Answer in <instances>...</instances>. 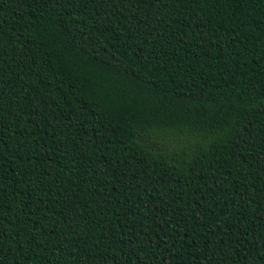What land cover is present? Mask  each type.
I'll use <instances>...</instances> for the list:
<instances>
[{
  "label": "trees",
  "instance_id": "trees-1",
  "mask_svg": "<svg viewBox=\"0 0 264 264\" xmlns=\"http://www.w3.org/2000/svg\"><path fill=\"white\" fill-rule=\"evenodd\" d=\"M0 264H264V0H0Z\"/></svg>",
  "mask_w": 264,
  "mask_h": 264
}]
</instances>
